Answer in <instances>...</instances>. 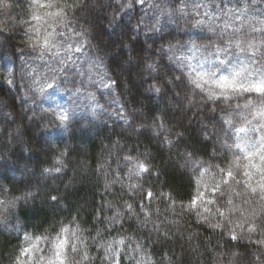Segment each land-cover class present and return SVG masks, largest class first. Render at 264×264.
Instances as JSON below:
<instances>
[{
	"label": "clouds",
	"instance_id": "9594fccd",
	"mask_svg": "<svg viewBox=\"0 0 264 264\" xmlns=\"http://www.w3.org/2000/svg\"><path fill=\"white\" fill-rule=\"evenodd\" d=\"M233 77L264 80V0H0V154L25 158L0 179V264H48L31 222L88 180L105 227L73 214L65 264L94 243L101 264H264V181L233 167L264 145V96L216 86Z\"/></svg>",
	"mask_w": 264,
	"mask_h": 264
},
{
	"label": "trees",
	"instance_id": "16d2710c",
	"mask_svg": "<svg viewBox=\"0 0 264 264\" xmlns=\"http://www.w3.org/2000/svg\"><path fill=\"white\" fill-rule=\"evenodd\" d=\"M223 7V5H221ZM0 88H8V85L0 82ZM10 90V89H9ZM99 152V148H95V153ZM92 151L88 153L86 156L79 157L80 160H84L87 162L89 167L95 168L97 163V156ZM242 157V166L248 164V161L243 160V155L240 153ZM0 157H3V154H0ZM25 162V158L23 153L17 154L16 150H13L7 153L6 157L0 158V169H3V172H0V179H3L9 171H20L19 165ZM257 168L248 167L247 169L241 167V175H243L244 171H248L252 174L255 173L256 176L252 178L251 182L256 184L257 180H262V177L259 175L262 171H264V162L258 160H254ZM253 163V162H252ZM94 175V174H93ZM248 179V177H245ZM7 183V180H5ZM183 190V189H182ZM55 194V193H54ZM189 195H195L194 192H190ZM112 195L103 190L102 186L99 188L91 181L88 180L83 184H79L76 186L75 190L71 193V207L70 209H66L60 211L59 213L49 214L46 218L44 216H40L37 219L33 220L31 223L33 225H39L43 220L47 219V222L44 224V228L48 229V233L44 232V228H36V235H41V240H36L34 250L37 251L41 258L45 256V252L41 251V249H48L49 247L52 249V254L48 257V260L54 257L55 243L61 239L66 238L67 244L63 249V254L65 255L71 248V242L69 241V236L71 234L72 229H76L74 224L68 223L72 219L73 214L76 215V220L79 223L82 229H87L84 232V236L90 238L95 236L96 229L99 226L100 228H104L105 224L103 223L104 211L102 205L106 203L107 200H111ZM77 209L79 211L77 212ZM100 214V220L94 222V218L96 214ZM108 214H111V210H108ZM61 218H64V225L69 229L68 234H59L57 235L59 223ZM128 225L125 224L123 228H127ZM123 230V229H122ZM115 232L114 229H109L108 231L103 232V237H109L113 235ZM50 233V235H49ZM47 236V239H44V236ZM74 237V236H73ZM51 241V243H49ZM83 244L87 245L88 240L85 239ZM82 255H89L94 257L92 260V264H101L100 257L104 255L103 250H101L97 244L88 245V247L81 253ZM119 264H126L124 258L120 255L116 257ZM43 264V259H42ZM87 264V261L85 262Z\"/></svg>",
	"mask_w": 264,
	"mask_h": 264
},
{
	"label": "snow or ice",
	"instance_id": "6c2138e0",
	"mask_svg": "<svg viewBox=\"0 0 264 264\" xmlns=\"http://www.w3.org/2000/svg\"><path fill=\"white\" fill-rule=\"evenodd\" d=\"M201 79H203V77H201ZM215 83H216V86L222 90L223 89L240 90L241 88H243V90L245 92L255 93L256 95L264 96V80L259 81V82H255V83H251L247 87H243L242 85H237L235 77H233V79H231V80H229L227 78H222L220 81L215 82ZM259 115L264 116V109L261 110ZM57 118L60 120H64L66 117H64L63 115H58ZM240 131L243 132L244 129L241 128ZM236 148L239 150L240 153L243 154V160L248 161V164H245L242 166L241 162H240V158L238 157L237 159H235L233 161V167H235V168L243 167L245 169H247L248 167L257 168V165L252 163L253 158H255V157H258L260 159V161L264 162V145H262L260 148L254 149V150H248L247 144L244 142H241V143L236 145ZM137 167L140 170H143L142 164L137 165ZM262 173H264V171H262ZM243 175L248 177L249 180L251 179V173L250 172L244 171ZM232 176H233L232 170L229 169L225 175V181H227L228 179H231ZM262 181H264V175H262ZM257 187H259L261 191H264V182H261L260 184H258ZM250 190L252 192H255L256 187H252V188H250ZM203 198H204V193H200L199 195L195 196L191 201V206L196 207L198 202ZM209 203H211V201H209ZM205 211H207V209H205ZM221 214H223V213H221ZM77 231H78V229H72L71 230L72 236H75ZM68 233H69V229L67 227H64L61 230V234H68ZM28 239H30V238H28ZM66 244H67L66 238H61L55 243V245H54V248H55L54 257L49 259L48 264H65V257L63 254V249L66 246ZM31 247L32 248L35 247V242L32 243ZM29 251H31V248L25 249V252H29Z\"/></svg>",
	"mask_w": 264,
	"mask_h": 264
},
{
	"label": "rangeland",
	"instance_id": "374dc122",
	"mask_svg": "<svg viewBox=\"0 0 264 264\" xmlns=\"http://www.w3.org/2000/svg\"><path fill=\"white\" fill-rule=\"evenodd\" d=\"M93 71H95V70H93ZM98 95H99V93H98ZM246 95H256L255 93H250V94H246ZM241 135H243V134H241ZM254 135V134H253ZM242 154V153H241ZM243 155V154H242ZM259 158L258 157H255V158H253V163L255 164V162H254V160H258ZM53 258V257H52Z\"/></svg>",
	"mask_w": 264,
	"mask_h": 264
},
{
	"label": "bare ground",
	"instance_id": "6f19581e",
	"mask_svg": "<svg viewBox=\"0 0 264 264\" xmlns=\"http://www.w3.org/2000/svg\"><path fill=\"white\" fill-rule=\"evenodd\" d=\"M37 252V251H36Z\"/></svg>",
	"mask_w": 264,
	"mask_h": 264
}]
</instances>
